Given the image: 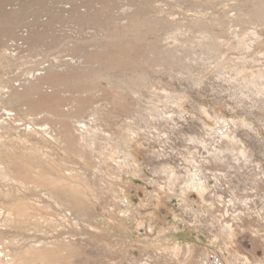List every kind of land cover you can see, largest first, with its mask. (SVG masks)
<instances>
[{
    "label": "rangeland",
    "instance_id": "obj_1",
    "mask_svg": "<svg viewBox=\"0 0 264 264\" xmlns=\"http://www.w3.org/2000/svg\"><path fill=\"white\" fill-rule=\"evenodd\" d=\"M0 22V264H264V0H0ZM13 84L57 92L65 137L5 108Z\"/></svg>",
    "mask_w": 264,
    "mask_h": 264
},
{
    "label": "bare ground",
    "instance_id": "obj_2",
    "mask_svg": "<svg viewBox=\"0 0 264 264\" xmlns=\"http://www.w3.org/2000/svg\"><path fill=\"white\" fill-rule=\"evenodd\" d=\"M0 27H1V29H2V32L0 31V35H1V33H3L2 35L4 36V33H7L8 32V27H5V23H1L0 22ZM0 29V30H1ZM11 30V29H10ZM9 34V33H8ZM5 37V36H4ZM32 39V38H31ZM118 46H116V45H114V49H112V50H110V48L109 49H107V50H109V52L107 53V55L105 56V57H103V56H100V57H98V61H100V62H102L103 64H105L106 66H104L105 67V69H110V68H115V67H118V66H122V65H125L126 63H125V61H123V58H122V56H121V54H120V52L122 51V49H120V47L118 48ZM106 50V51H107ZM97 57V56H96ZM99 62V63H100ZM101 63V64H102ZM113 70V69H112ZM59 76V75H58ZM58 76H56L54 73H52L51 71H49L45 76H44V80H45V82L46 81H48V83H51L50 85H56V84H58V79L56 80V77L58 78ZM40 77H41V74H40ZM64 78V77H63ZM78 78V77H77ZM33 80V79H32ZM35 80V79H34ZM40 80H42V79H40ZM69 80V79H68ZM84 80V79H83ZM57 81V82H56ZM64 81V80H63ZM74 81V80H73ZM81 81V80H80ZM56 82V83H55ZM6 83V82H5ZM60 83L61 82H59V85H60ZM72 83V82H71ZM9 84V83H8ZM30 84V83H29ZM40 84V83H39ZM42 84V83H41ZM37 86V85H36ZM40 86V85H39ZM58 86V85H57ZM8 87V86H7ZM32 87V86H31ZM36 89H38L37 87H35ZM60 88V87H59ZM9 90H11V92H10V94H9V97L7 98V101H5V103H6V109L7 110H12L11 109V105H12V102L14 101V100H16V102H18L17 100H19V99H21V98H24V99H28L29 100V103H28V111H31V112H34V114H36V115H38L37 114V112L39 113L40 111H36V110H38V108H42V107H44V108H48L49 109V111H47L49 114H51V115H56V116H60L62 119H61V121L59 122L60 123V126H59V128L57 129L58 130V137H65V135L67 134V132H68V129L66 130L65 129V127H64V124H63V121L64 120H67V118H69V116H68V114L70 115L71 113H68V114H66V116L64 115V113L61 111V109H60V106H62V100H61V98L59 97H57L58 95H57V92L56 91H54L53 93H51V94H42V95H40V97H39V99H35L33 96L31 97V95H30V86L29 87H27L26 86V88L24 89V92H19V90L15 87V85L13 84L12 85V87L9 89ZM58 90H60V89H58ZM64 90V89H63ZM70 90V89H69ZM39 91V90H38ZM52 91V90H51ZM61 91V90H60ZM68 91V90H67ZM64 92V91H63ZM37 93V92H36ZM66 94V93H65ZM69 94V93H68ZM57 95V96H56ZM56 96V97H55ZM64 96H66V95H64ZM53 98H55V99H53ZM68 98H69V96H68ZM73 98V97H72ZM69 100V99H68ZM26 106V105H25ZM65 108V107H64ZM23 109H25V108H23ZM14 110V109H13ZM45 110V109H44ZM43 110V111H44ZM71 111V110H70ZM42 112V111H41ZM40 112V113H41ZM52 112H55L56 114H52ZM57 112H58V114H57ZM75 113V112H74ZM8 114V113H7ZM13 114H16V113H13ZM12 114V115H13ZM23 114V113H22ZM29 114H32V113H29ZM49 114H45V115H43V113H41L40 114V117H42V118H44V119H47L49 116ZM11 115V116H12ZM17 115L19 116V114L17 113ZM55 116V117H56ZM4 117V116H3ZM59 117V118H60ZM10 118V117H9ZM37 118H39V117H37ZM41 118V119H42ZM52 118V117H51ZM58 118V119H59ZM65 118V119H64ZM2 120H4V121H6L5 123H6V125H8L9 126V124H8V119H6V118H1ZM13 120H16L15 118H12ZM57 119V120H58ZM25 120V119H24ZM53 120V119H52ZM56 120V121H57ZM11 121V120H10ZM3 122V121H2ZM48 122V121H47ZM46 122V123H47ZM26 122H24L23 123V125L24 126H27V128H26V131L28 130H32L33 132H38V133H42V131L40 130V129H38L37 127H34V125L33 124H25ZM52 123V122H51ZM55 123V122H54ZM4 123H1L0 125H3ZM37 124V123H36ZM19 125H20V123H19ZM5 130V129H4ZM9 130L10 131H12L13 132V130H14V127H13V130H12V127H9ZM27 131V132H28ZM55 131V130H54ZM18 132V131H17ZM26 132V133H27ZM20 133L21 134H25L22 130L20 131ZM72 133V132H71ZM5 134H0V137L1 136H4ZM43 135V134H42ZM68 135H69V133H68ZM41 136V135H40ZM72 136V135H71ZM67 137V136H66ZM70 137V136H69ZM48 138V137H47ZM49 139V138H48ZM44 143H46V144H48V143H51V142H49V141H47V140H45L44 141ZM26 146V145H25ZM53 146V145H52ZM61 146V145H60ZM59 147V146H58ZM24 149V148H23ZM32 149V148H31ZM63 149V148H62ZM1 150V149H0ZM66 150V149H65ZM7 155H8V153H7ZM11 156V155H10ZM20 156V155H19ZM13 157V156H12ZM23 158V157H22ZM10 159V158H9ZM12 159V158H11ZM26 160V159H25ZM7 160L4 158V156H2L1 158H0V178L4 175L5 176V174L6 173H9V171H10V168L8 169V165H7V162H6ZM9 161V160H8ZM21 164H23V162L21 163ZM18 169V168H17ZM17 172V171H16ZM11 173H9V175H10ZM20 175H18V177H19ZM25 176V175H24ZM12 177V176H11ZM8 178V177H7ZM15 178V177H14ZM14 180H16V179H14ZM20 180V179H19ZM50 184V186H55V185H57V184H55V183H53V182H50L49 183ZM55 184V185H54ZM62 188V187H61ZM12 204V203H11ZM14 204V206L16 205V202H14L13 203ZM13 204H12V206H13ZM10 205V204H9ZM81 205V204H80ZM16 208H17V206H16ZM19 210V209H18ZM16 212H17V210H16Z\"/></svg>",
    "mask_w": 264,
    "mask_h": 264
},
{
    "label": "built area",
    "instance_id": "obj_3",
    "mask_svg": "<svg viewBox=\"0 0 264 264\" xmlns=\"http://www.w3.org/2000/svg\"><path fill=\"white\" fill-rule=\"evenodd\" d=\"M194 264H225V262L217 250L208 249L196 255Z\"/></svg>",
    "mask_w": 264,
    "mask_h": 264
}]
</instances>
